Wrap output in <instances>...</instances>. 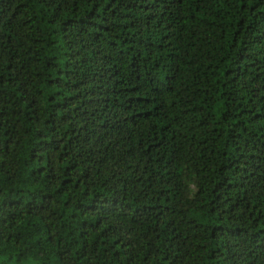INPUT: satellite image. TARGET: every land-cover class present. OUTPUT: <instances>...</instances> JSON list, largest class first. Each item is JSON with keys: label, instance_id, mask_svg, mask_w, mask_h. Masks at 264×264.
Wrapping results in <instances>:
<instances>
[{"label": "trees", "instance_id": "trees-1", "mask_svg": "<svg viewBox=\"0 0 264 264\" xmlns=\"http://www.w3.org/2000/svg\"><path fill=\"white\" fill-rule=\"evenodd\" d=\"M0 264H264V0H0Z\"/></svg>", "mask_w": 264, "mask_h": 264}]
</instances>
